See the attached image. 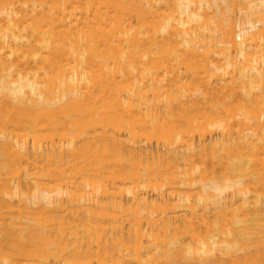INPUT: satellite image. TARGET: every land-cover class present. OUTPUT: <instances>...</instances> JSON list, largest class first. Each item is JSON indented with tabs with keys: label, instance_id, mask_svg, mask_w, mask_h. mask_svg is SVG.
Segmentation results:
<instances>
[{
	"label": "bare ground",
	"instance_id": "6f19581e",
	"mask_svg": "<svg viewBox=\"0 0 264 264\" xmlns=\"http://www.w3.org/2000/svg\"><path fill=\"white\" fill-rule=\"evenodd\" d=\"M0 264H264V0H0Z\"/></svg>",
	"mask_w": 264,
	"mask_h": 264
}]
</instances>
